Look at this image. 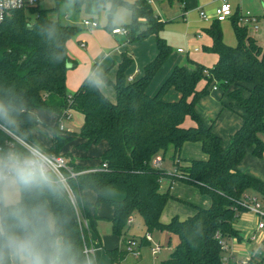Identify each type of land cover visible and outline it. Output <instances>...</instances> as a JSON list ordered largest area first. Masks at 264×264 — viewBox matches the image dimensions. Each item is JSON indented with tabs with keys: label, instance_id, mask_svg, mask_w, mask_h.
I'll return each mask as SVG.
<instances>
[{
	"label": "trees",
	"instance_id": "1",
	"mask_svg": "<svg viewBox=\"0 0 264 264\" xmlns=\"http://www.w3.org/2000/svg\"><path fill=\"white\" fill-rule=\"evenodd\" d=\"M53 2L56 11L61 3L70 2L91 17L107 9L105 28L110 32L114 28V12L124 7L131 16V22L123 25L128 31V41L153 35L157 49L138 79L129 80L125 75L131 63L125 52L114 81L108 78L107 71L92 67L104 84L114 88L115 101L111 102L100 92L93 74L72 93L66 91V72L75 66L66 43L78 28L49 18V10L38 3L14 10L0 22V108L16 125L9 127L11 134L0 130V150L14 147L27 151L26 144L49 156H65L60 152L73 136L81 139L79 147L84 150L100 142L106 144L97 167L77 164L71 157L66 159L70 171L64 169L63 176L69 191L63 186L58 196L45 193L38 197L41 202L47 201L58 217L68 258L74 264H95L84 248L90 247L89 232H95L97 207L107 204L112 207L108 219L111 232L118 238L125 239L127 220L134 214L141 217L148 232L165 229L177 237L169 257L157 264H223L229 241L241 240L234 224L248 210L251 191L264 196V181L237 169L247 149L258 158L264 155V141L260 138L264 134V48L247 34V26L239 23L240 15L231 16L235 45L223 41L220 21L213 20L204 29L210 38V45L204 50L216 55L215 62L210 67L194 63L191 71L175 66L157 92L149 95L146 88L168 58L170 45L159 35L165 21L154 13L148 0ZM210 85L219 88L222 96L241 109V125L230 136L227 147L212 131L214 122L206 124L196 111L197 101L208 94ZM169 89L178 93L177 100L164 99ZM35 109L57 116L51 126L52 140L48 147L39 145L34 137ZM69 110L80 113L83 122L77 131L64 137L59 121ZM4 123L0 116V125ZM189 142L198 143L205 157L180 164L182 146ZM168 148H172L171 160L176 167L172 172L152 164L158 155H162V160ZM163 178H169L171 184L177 180L193 185L210 197V206H194V213L187 218L173 216L162 223L165 205L174 199L171 184L166 191H160ZM88 190L95 195L93 202L84 197ZM143 242L145 239L141 238L139 245ZM105 253L114 262L123 257L118 249H105ZM228 257V264H236L233 255Z\"/></svg>",
	"mask_w": 264,
	"mask_h": 264
},
{
	"label": "rangeland",
	"instance_id": "2",
	"mask_svg": "<svg viewBox=\"0 0 264 264\" xmlns=\"http://www.w3.org/2000/svg\"><path fill=\"white\" fill-rule=\"evenodd\" d=\"M130 1L132 2L133 0H129V2ZM258 2V8H256L255 6H251L249 10L261 16L259 17L257 23H254L256 25H259V30L253 31L249 23L247 24L246 28L247 34L257 40V42H259L261 46H264V0H259ZM38 4L42 8H46L49 10V18L53 20H59L62 24L74 26L78 28V30L82 29V31H85L86 28H89L84 26L82 23V21L86 17L96 19L99 22V26L101 28H105V26L107 25V9H104L100 11L98 15L91 17V15L86 14L82 10H77L70 2L61 3L58 6L57 11L53 9L55 6L53 0H40ZM150 4L154 13H156L161 20L165 21L164 27L159 35L170 45V54L156 72V75L149 86L153 85V83L156 82V79L158 77H161L165 71L169 74L171 68H174L175 66H183L190 71L193 70L195 64L192 63L190 55L188 56L186 55V53L178 54L176 52V49L180 48L186 51L189 46L193 45L192 40L195 35L199 32L204 33V29L207 28L213 21L210 20L211 22H208L200 18V11L204 13L208 12L205 5H200L198 8H190L187 5L186 9H181L179 0H172L171 2H169L168 0H151ZM182 14L184 15L182 16ZM113 22H117V26L129 24L131 22L130 12L124 7L117 8L112 16V25H114ZM220 27L223 34V41L226 44L235 45V37L229 20L224 23L221 22ZM110 34L114 35L111 32ZM210 87L211 85L209 86L208 94L201 97L197 101L196 111L204 121L214 122L213 129L221 137L223 146L227 147L230 140L229 135L239 127L241 117L239 114L232 111V109L227 110V107H225L222 112L220 110L222 107L221 102L224 104H228L231 101H229L226 96H224L222 100H220L219 97L221 91H213ZM168 91L173 90L169 89ZM168 91L164 94L165 97H167L169 93ZM231 107L233 108V110L241 113V109L237 106L236 103H232ZM42 112L47 114H42ZM42 112H40L39 114L34 113L37 119V122L34 126V131L37 142L43 145L47 144L48 141L50 142L51 140L50 126L57 121V116L53 115L52 112H48L46 110H43ZM79 122V116L76 113H72L70 118L61 119L59 121V126L67 131H77L80 126ZM189 123L190 121L187 120L185 124L188 125ZM235 126L238 127L235 128ZM260 138L262 141H264V134H260ZM193 145H196L197 147L195 153L200 152L201 154L198 143H195ZM182 154L184 155V153ZM171 156L172 148H168L165 151L161 163V169L165 170L166 172H172V170L175 171L176 168L173 161L171 160ZM184 156L185 159H182V162L193 160L191 159V156ZM184 156L181 155V158H184ZM93 160L96 159L93 158ZM238 168L240 171L256 176V178L264 181V155H262L261 158H258L252 154L250 149H247L241 162L238 165ZM161 182L164 186V191H166V189L169 188L171 184V180L169 178H163ZM172 189L173 192L181 194V197H179V200H168L165 208L167 209V213L172 214L167 217V220H164V216H162L163 220H161L164 224L171 219V216H173V214H177V216L180 217V214L182 215L184 213H188V210L192 209L194 207L192 205L194 204H196V206L198 207H201V204L205 202L208 203L207 207H209L211 204L210 197L208 195L200 193L199 190L193 185L175 180L173 182ZM90 193L93 197V193L91 191ZM250 195L251 197H255L261 204V206L264 207V196L253 191H251ZM110 208L111 207L107 204L99 205L96 210L98 216H104V218L108 217L110 215ZM244 213L245 214L242 221L245 225V229L240 233L243 236V240H240L238 242L236 240V243H234L236 244L235 251H232V247L230 248L229 246L228 253L225 255V257H228V254H233L235 259L233 261L236 264H254V262L264 263V237H260L262 231L259 229L253 231L254 227H256L258 217L255 213H252L249 210H246ZM183 216L184 217H181L182 219L186 217V215ZM254 217L255 221H253ZM97 229L100 236L104 234H108L110 236L113 235L111 232V227L105 219L101 220V222L97 224ZM125 231L127 237L129 236L134 238L130 243L128 242L127 237L125 239L120 238L121 245L118 250L123 253L121 261H112L104 251H98L99 247L93 245L95 249L93 254V257H95V259L93 258L95 260V264H157L169 257L171 250L178 242L177 237L173 234H170L165 229H153L148 232L142 222L141 217L138 214H134L132 216V222L131 224L126 226ZM146 233L151 236V239L139 246L140 239L144 238ZM157 246L159 247V250L156 253H152L151 249L156 248ZM128 248L134 251L128 252ZM251 249L254 253V257L252 256L253 258L249 256Z\"/></svg>",
	"mask_w": 264,
	"mask_h": 264
},
{
	"label": "crops",
	"instance_id": "3",
	"mask_svg": "<svg viewBox=\"0 0 264 264\" xmlns=\"http://www.w3.org/2000/svg\"><path fill=\"white\" fill-rule=\"evenodd\" d=\"M222 1L223 0H188V2H187V0H183L182 3L180 2V8L186 9L187 5L190 8L191 7L198 8L200 5H205L207 8V11H208L206 14L213 17V13H214L215 8ZM227 1L231 4L232 14H234V15L239 16V15H242L245 11H249L253 16H255V18H256L255 23H257V21L259 20V17H261L255 13H253L251 10H249L251 6H255L256 8H258V5H259L258 1L259 0H227ZM183 15L184 14H182V16ZM85 19H91V18L86 17ZM227 20H229L230 26H231V24H232L231 18L226 19V20L221 21V22L224 23ZM221 22H220V24H221ZM97 23H98V26L96 28H86L85 31H82V29H79L66 43L68 55L72 60L75 61V66L73 68L68 69L66 72V91H67V93H72L73 91H75L78 88V86L82 82V80H84L87 76L93 74L96 85L99 88L100 92L109 101L114 102L115 101L114 88L111 85L104 84L101 81V79L98 76H96V74H94L92 67L95 66L96 69L103 71V72L107 71L108 78L111 81H114L115 76H116V72H117V68H118V64L120 63L121 58H122V53L125 52L126 55H128L131 58V63L125 70V75L128 77V79L131 78V80L132 79H138L142 75L143 67L148 62H150L156 55L157 49H156V43H155V36L150 35L143 40L129 42L127 34H114V35H112V34H110L109 30H107L106 28H101L99 26L98 21H97ZM113 23H114V25H113L114 27H123V25L117 26V22H113ZM249 24L251 25V29L253 31L259 30L258 24L257 25L251 24V23H249ZM253 25H255L257 28L255 29L253 27ZM256 42H257V40H256ZM257 43L259 46H261L259 44V42H257ZM192 44L193 45L189 46V48L186 51H184L182 49L183 52H178L177 50L180 48H177L176 52L178 54L186 53V55H188V56L190 55L191 61L193 64L198 63V64L205 65L207 67H210L216 60L215 54L206 52L204 50L206 46L210 45V38L205 33L199 32L193 38ZM261 47L264 48V46H261ZM195 48H197L196 51L194 50ZM172 69L173 68H171V70ZM171 70H170V72H171ZM170 72H169V74H170ZM169 74L166 73V71H165L161 77H158L156 79V82H154L153 85L149 86L151 83L150 82L148 85L149 87L147 86V88H146L147 94L154 95L157 92L160 85L162 84V82L164 81V79H166V77ZM154 77H153V79H154ZM171 90H173V91H168L169 93H168L167 97L164 96L165 97L164 99L167 101H174V100L178 99V96H179L178 93L174 89H171ZM211 90L217 91V90H219V88H215V89L211 88ZM219 91H221V90H219ZM223 97L224 96H222V92H221L219 99L222 100ZM232 103H234V102H229L228 104H224L221 102L222 107L220 110L223 112L225 107H227V110L232 109V111L239 114V112L233 110V108L231 107ZM223 105H225V106H223ZM42 111H43V109H35L34 113L39 114ZM72 113H76L79 116V121H80L79 124L81 126V124L83 122V116L80 113H78L74 110H71L69 117H65V118H67V119L70 118ZM42 114H47V113L42 112ZM53 115H55V114H53ZM202 120H203V118H202ZM204 122L206 124L209 123L206 121H204ZM240 123H239V126H240ZM52 125L53 124H51V126ZM236 127H238V126H235V128ZM59 129L62 130L61 135L64 137H67V133L74 132V131H67V130H64L61 128H59ZM212 131L219 136V134L213 129V126H212ZM64 132H66V133H64ZM234 132L230 133L229 138ZM33 133H34V137H35L34 129H33ZM51 140H52V131H51ZM51 140H50V142L48 141L49 144L47 143V144H43V145L40 144L39 142H37V140H36V142L39 145L48 147L51 144ZM81 142L82 141L78 136L71 137L69 142L63 146L60 153L64 154L65 155L64 157L66 159H68V157L73 158L77 164H80V165H83L86 167H91V168L97 167L99 164L98 158L103 153V151L105 150L106 144L104 142H100L96 145H90L87 149L84 150V149H81L79 147V144ZM99 144H101V145H99ZM193 144H195V143L189 142V143H185L182 146V149L180 151V158H179L180 164H185V162H182V159H185L184 155H186L188 157L191 156L192 157L191 159H201V158L205 157L202 151H201V154H200V152L195 153V150L197 147H196V145H193ZM222 146H223V144H222ZM199 147H200V145H199ZM200 150H201V148H200ZM182 153H184V155ZM181 155L184 156V158H181ZM158 156L160 158L162 157V155H158ZM93 158L96 160H93ZM161 163H162V160H161ZM161 163H160V167H161ZM237 169L239 170L238 166H237ZM169 172H171V171H169ZM241 172H243V171H241ZM244 173H246V172H244ZM246 174H248V173H246ZM248 175H250V174H248ZM251 176H253V175H251ZM253 177L256 178V176H253ZM257 179H259V178H257ZM163 187L164 186L162 185V182H161L160 191H162V192H164ZM172 188H173V184H171V186H170V194L173 196L174 199L179 200V197H181V194H179L177 192H173ZM93 195H94V193H93ZM84 197L87 201H90V202H93L95 200V198H94L95 195L92 197V194L90 193L89 190L84 192ZM170 200H172V199H170ZM201 205H202L201 207L206 208L208 203L205 202V203H202ZM192 206H196V204H194ZM165 207H166V205H165ZM194 210L195 209L193 207L192 209L188 210V213H184L182 215L180 214V217H178L177 214H173V216H177L179 219H182L181 217H184L183 215H186L185 218H187L188 216H190L194 213ZM109 213H110V215L108 217H105V218H104V216H102V217L98 216L97 211H96V213H94L98 217L93 222L95 232L90 231L88 234L89 246L93 250L92 256H93L94 251H95L93 245L98 246L99 247L98 251H100V252L101 251L105 252V249H119L120 248V245H121L120 244V238H118L117 236H113V235H112L113 236L112 237L108 234H104V235L100 236V234L98 233L97 224L99 222H101V220L105 219L108 222V224L110 225L108 219L112 216V207L110 208ZM171 214L172 213H167V209L164 208V210L161 214V217L164 216V220H167L168 219L167 217ZM244 214L245 213H242L241 216L239 217V219L237 220L236 224H234V227L239 231V233H241L245 229V225L243 224V221H242ZM99 215H101V214H99ZM173 216H171V218ZM161 217H160V221L163 222L162 221L163 217L162 218ZM185 218H183V219H185ZM253 221H255V217L253 218ZM253 231H255V227H254ZM126 237H127V234H126ZM240 237H241V240H243V236L241 234H240ZM145 242H148V241H145ZM145 242H143V243H145ZM139 243H140V241H139ZM234 243H236L235 239H231L228 243V247L229 246H230V248L232 247L231 248L232 251L236 250L235 249L236 244H234ZM142 244H140L139 246H141ZM253 254L254 253L252 252V249H251L249 256L254 257ZM232 255L233 254H228V256H232ZM93 258L95 259V257H93ZM94 262H95V260H94Z\"/></svg>",
	"mask_w": 264,
	"mask_h": 264
},
{
	"label": "clouds",
	"instance_id": "4",
	"mask_svg": "<svg viewBox=\"0 0 264 264\" xmlns=\"http://www.w3.org/2000/svg\"><path fill=\"white\" fill-rule=\"evenodd\" d=\"M11 134L15 121L0 108ZM15 138V137H13ZM39 148L0 150V264H74L58 217L38 197L60 195L64 182Z\"/></svg>",
	"mask_w": 264,
	"mask_h": 264
},
{
	"label": "built area",
	"instance_id": "5",
	"mask_svg": "<svg viewBox=\"0 0 264 264\" xmlns=\"http://www.w3.org/2000/svg\"><path fill=\"white\" fill-rule=\"evenodd\" d=\"M40 0H0V22H2L7 16L10 15V13L14 10L17 9H21L24 8L26 6H31L34 5L36 3H39ZM149 2H151V0H148ZM199 16L201 19H203L204 21H210V20H217V21H224L226 19L231 18L232 16V7L231 4L227 1V0H223L214 10L213 13V17L207 15L206 13L200 11L199 12ZM256 22V18L255 16H253L249 11H245L242 15H240L239 18V23L241 25H247L248 23L254 24ZM83 25L89 28H96L98 26V23L96 20L94 19H85L82 21ZM253 27L256 29L257 27L255 25H253ZM111 33L113 34H127L128 31L126 28L124 27H114L111 30ZM195 51L197 50V48L194 49ZM178 52H183L182 49H178ZM129 80H131V78H129ZM213 89H215L216 87H212ZM71 113V110H69V112L67 113L66 117H69ZM59 128L62 129V127L60 126ZM27 149H29L30 147H35V146H31V145H26ZM37 148V147H35ZM47 155V154H46ZM49 159L52 161V167L54 169V174L56 175V177H59L63 180L64 182V187L69 191V187L66 184V180L65 177L63 176V170H68L70 171V168L67 165V160L64 156L62 155H57V156H49ZM160 163H161V158L159 156L155 157L152 161V164L154 167H160ZM104 166V165H103ZM71 175H74L71 172ZM249 204L247 206L248 210L252 213H255L258 217L257 220V224L255 227L256 229H259L262 231V233L260 234V237H264V207L261 206V204L258 202V200L255 197H250L248 199ZM84 226L87 227L86 221L82 220ZM132 222V218H129L127 220V224H131ZM144 239L146 241H149L151 239L150 235L148 233H146ZM128 242H132L129 241ZM152 253H156L159 250V247L157 246L156 248H152ZM92 248L89 247H85L84 248V253L86 255H92ZM128 252H133L134 250H131L128 248L127 250ZM137 256V255H136ZM228 259L229 257H224L223 258V264H228Z\"/></svg>",
	"mask_w": 264,
	"mask_h": 264
}]
</instances>
